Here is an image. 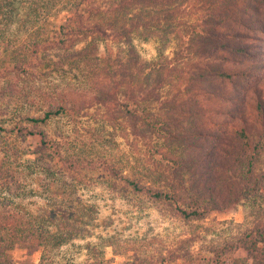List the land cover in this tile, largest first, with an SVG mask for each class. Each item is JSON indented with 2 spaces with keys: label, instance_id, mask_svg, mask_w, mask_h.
Segmentation results:
<instances>
[{
  "label": "trees",
  "instance_id": "16d2710c",
  "mask_svg": "<svg viewBox=\"0 0 264 264\" xmlns=\"http://www.w3.org/2000/svg\"><path fill=\"white\" fill-rule=\"evenodd\" d=\"M198 2L210 4L204 5L201 30L169 56L173 37L184 31L185 7ZM63 11L67 19L58 25ZM14 32L25 33L21 45ZM136 37L156 39L157 56L144 60ZM49 39L45 64L63 79L76 68L92 70L86 51L112 42L106 81L97 90L107 108L102 115L110 120L85 136L64 133L65 142L49 137L46 125L77 115L67 93L65 102L40 114L0 116V264H15V248L43 250L42 261L57 262V249L65 251L61 264H112L108 245L124 264H225L239 249L247 256L231 264H264L259 221L203 223L220 207L221 186L234 189L231 172L240 183L236 189L247 202L260 203L264 213V0H0V71L26 69L31 46ZM9 85V79H0L8 105L14 91ZM147 89L176 94L156 111L143 106L148 100L140 92ZM119 94L135 109L125 133L161 141L157 161L133 160L114 142L118 128L111 121ZM140 111L146 113L138 122ZM182 113L189 117L184 120ZM17 117L41 136L32 160L24 159L19 133L11 134ZM25 170L45 176L41 188H30ZM96 191L132 195L134 203L123 229L94 239L99 206L84 196ZM29 192L44 205L24 202Z\"/></svg>",
  "mask_w": 264,
  "mask_h": 264
},
{
  "label": "rangeland",
  "instance_id": "374dc122",
  "mask_svg": "<svg viewBox=\"0 0 264 264\" xmlns=\"http://www.w3.org/2000/svg\"><path fill=\"white\" fill-rule=\"evenodd\" d=\"M204 5L208 8L210 4L198 2L196 5L192 4L185 7L186 10L183 14L184 17L182 18L181 28L182 31H184L173 37L169 50L167 51L169 56H175V52L180 51L182 46H184V48L188 46L191 40V33L194 32V30H201L200 18L206 12V7H204ZM67 16L68 13L63 11L61 15L55 19L57 24L60 25L62 22L66 21ZM50 28L52 29L51 25ZM84 32L88 33L89 30L87 31V29H85ZM54 35L55 34H53V36ZM24 37V32H21L18 36H15L14 32V39H16L19 45L23 43ZM60 38L61 36L58 39L59 42L61 41ZM79 38H82L81 33L79 34ZM50 40L52 39L42 43L40 47L31 46L30 52L33 56L31 55L32 59L26 65V69L11 67L10 69L2 68L3 70L0 71L1 83L3 79L7 78L14 89L12 93L9 92L7 95L12 99L8 100L10 102V105H8L7 101L3 102L4 90L0 88V116L7 111L13 112L10 114L12 117L15 115L18 116L20 113L24 116L40 114L52 106L65 102V97H63V95L67 93L69 98L75 101L77 115L57 117L50 124L46 125V131L49 137L65 142L69 139L65 137L64 133L67 135L79 133L85 136L89 134V131L93 127L110 120L108 117L102 115L107 108L102 104L103 98L100 97L97 90L101 87V84L106 81V57L113 44H110L112 43L110 41L108 44L102 42L98 46H90L86 51V56L90 58L85 62L91 65L92 70L87 67H83L82 70L76 68L70 72L69 78L63 79L64 77L60 76L61 73H57L55 70L51 72L50 67L45 64L48 58V52L52 51L49 47ZM135 42L144 60H151L157 56L158 42L156 39L152 38L145 40L141 37H136ZM83 44L84 42L81 43V46ZM109 44L111 45L110 47ZM35 56L38 57L35 58ZM91 71L92 73L88 74ZM175 94L176 93L170 91L167 92V89L163 91L147 89L143 90L142 93L140 92L142 98L148 100L143 106L147 105L148 109H154L156 111L164 106L168 107L169 99H172ZM117 99L119 102L113 105L117 106V109H113V118L111 122L118 128L115 132L116 136L114 142L118 145L121 152L125 155H130L133 160L135 158H144L148 161H157L160 159L158 152L160 151L161 141H156L157 139L152 137H141L125 133V126L133 122L131 111L135 109L131 106L129 108L125 106L127 101L122 94L117 95ZM179 108H182V105ZM20 109L22 111H19ZM145 113L146 112L142 111L139 112L140 118L138 122ZM182 116L185 117L184 120L189 117L188 113H182ZM109 128L111 129V127ZM33 130H35L34 125L26 120L22 121L19 117L11 121V134L16 132L19 133L17 140L20 143L25 160H32L35 158V152L41 143L40 135L31 134ZM139 167L142 166L140 165ZM28 169L33 170L32 168ZM25 173L26 181L32 186L30 188H41L42 184L45 182V176L43 174L37 171L32 173L28 170H25ZM27 173H29V175H27ZM215 175L218 176L219 172H215ZM227 176L231 181L230 185H235L234 189L229 187L228 184H223L221 186L222 191L219 193L220 207L219 209L209 211L203 223L205 225H214L215 222L226 220L232 221L233 223L242 222L253 224L259 221V223L264 225V213L260 210V203L253 205L247 202L241 191L236 189V186L237 188L240 187L236 172H231L227 174ZM215 183L216 182L211 180L209 181L211 185ZM84 197L91 202H97L99 206L98 225L92 229L91 238L95 239L96 236L100 234H112L124 228L128 215L126 213L133 209L134 202L132 195L125 196L117 192L96 191L86 192ZM33 201L36 202V204L31 205L33 208L43 206L45 203L44 199L34 197V194L29 192L24 202L28 203ZM162 225L163 223L161 224L160 222L155 223L157 229ZM53 250L57 254V262L50 260L42 261L43 250L29 253L28 250L22 248H15L12 251L13 260L15 264H21L25 259H31L35 264H61L63 262L62 254H64L65 251ZM105 251L107 257L113 260L112 264H124L125 258L114 255L113 248L110 245L105 247ZM247 254V251L244 249H239L227 259L225 264H231V260L234 257L247 256Z\"/></svg>",
  "mask_w": 264,
  "mask_h": 264
}]
</instances>
